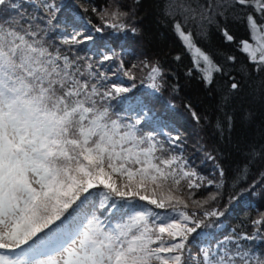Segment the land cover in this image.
I'll return each mask as SVG.
<instances>
[{
    "label": "trees",
    "instance_id": "trees-1",
    "mask_svg": "<svg viewBox=\"0 0 264 264\" xmlns=\"http://www.w3.org/2000/svg\"><path fill=\"white\" fill-rule=\"evenodd\" d=\"M258 1L2 0L0 91L49 127L42 153L51 162L61 146L120 182L158 177L203 206L192 213L200 221L192 237L211 264H264V58L243 47L260 21ZM31 46L55 69L25 92L17 66L30 67ZM77 204L1 248L0 259L28 262L89 218L93 237L121 219Z\"/></svg>",
    "mask_w": 264,
    "mask_h": 264
},
{
    "label": "rangeland",
    "instance_id": "rangeland-1",
    "mask_svg": "<svg viewBox=\"0 0 264 264\" xmlns=\"http://www.w3.org/2000/svg\"><path fill=\"white\" fill-rule=\"evenodd\" d=\"M256 5L260 21L252 20L251 39L245 41L243 47L252 56L264 58V20H261L264 18V0H259ZM55 13L56 10H50L41 15L43 25H50ZM186 41L194 53L205 59L203 52L192 46L190 40ZM31 47L36 55L31 52L24 55L30 67L26 62L17 66V75L26 84L25 92L32 90L31 86L43 69H55L47 58H39L37 48ZM2 56L0 50V62ZM1 77L0 70V84ZM6 94L10 95L8 91ZM6 98L7 95L0 91V252L5 253L1 248L14 246L20 239L22 242L36 234L73 201L81 206H98L108 214L116 210L121 219L108 233L93 237L88 229L89 218L85 229L58 250L41 253L23 263L1 258L0 264H99L98 256L105 264L212 263L209 250L200 247L192 237L200 223L192 213L203 208L195 207L192 195L188 198L175 192L158 177L120 182L118 178L97 171L90 162L82 159V154L77 157L74 150L60 153L61 146L51 162L42 153L51 145L47 135L49 127L31 116L21 101H7ZM185 181L179 186H184ZM92 191L95 196L86 198ZM192 193L196 197V191ZM94 231L98 232L96 228ZM93 240L99 243L90 242ZM113 256H117L116 259Z\"/></svg>",
    "mask_w": 264,
    "mask_h": 264
}]
</instances>
